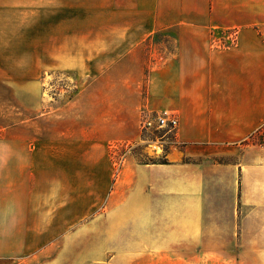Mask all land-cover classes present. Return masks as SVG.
I'll list each match as a JSON object with an SVG mask.
<instances>
[{
	"label": "crops",
	"instance_id": "0c3cea01",
	"mask_svg": "<svg viewBox=\"0 0 264 264\" xmlns=\"http://www.w3.org/2000/svg\"><path fill=\"white\" fill-rule=\"evenodd\" d=\"M0 59V264H264V0H0Z\"/></svg>",
	"mask_w": 264,
	"mask_h": 264
},
{
	"label": "rangeland",
	"instance_id": "374dc122",
	"mask_svg": "<svg viewBox=\"0 0 264 264\" xmlns=\"http://www.w3.org/2000/svg\"><path fill=\"white\" fill-rule=\"evenodd\" d=\"M226 32L218 31L216 36H225ZM176 35L174 30L163 31L156 35L154 41L161 40H172V37ZM168 46L170 48L174 47V43L169 42ZM13 61L10 59H0V136L1 131L4 129H10L12 125V116L13 113H17V103L19 98V92L17 90V85L15 83V77H12L10 71H6L12 67ZM4 69V70H3ZM3 72V73H1ZM42 82L45 83V96L49 97L50 93H57L61 89H65L64 92L66 96L72 95L74 91L82 85L83 81L77 80L70 73L57 72L52 76L46 75L45 78H42ZM16 88V89H15ZM22 96V94H21ZM165 114V113H164ZM158 115V118L161 115ZM145 141L147 138L162 136L164 135L167 144H170L174 139V130L170 128H160V129H143ZM147 143V142H146ZM152 145L151 144H141L134 143L130 144L127 151L135 154L139 159H149V154L151 153ZM125 152V149L121 148L119 154H117V159L121 158V155ZM153 159V158H152Z\"/></svg>",
	"mask_w": 264,
	"mask_h": 264
},
{
	"label": "built area",
	"instance_id": "2783aa9c",
	"mask_svg": "<svg viewBox=\"0 0 264 264\" xmlns=\"http://www.w3.org/2000/svg\"><path fill=\"white\" fill-rule=\"evenodd\" d=\"M179 125V119L177 116L169 115L165 113L156 119H149L144 121L143 129H160V128H170L175 129Z\"/></svg>",
	"mask_w": 264,
	"mask_h": 264
}]
</instances>
